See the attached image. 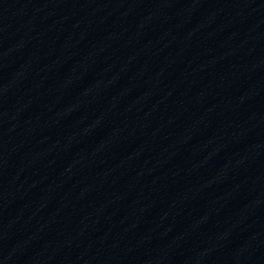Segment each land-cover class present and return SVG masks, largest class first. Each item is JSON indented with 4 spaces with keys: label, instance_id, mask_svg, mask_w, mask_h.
I'll list each match as a JSON object with an SVG mask.
<instances>
[{
    "label": "water",
    "instance_id": "95a60500",
    "mask_svg": "<svg viewBox=\"0 0 264 264\" xmlns=\"http://www.w3.org/2000/svg\"><path fill=\"white\" fill-rule=\"evenodd\" d=\"M0 264H264V0H0Z\"/></svg>",
    "mask_w": 264,
    "mask_h": 264
}]
</instances>
